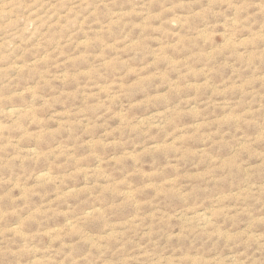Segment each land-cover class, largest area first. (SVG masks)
Returning a JSON list of instances; mask_svg holds the SVG:
<instances>
[{"label": "rangeland", "instance_id": "obj_1", "mask_svg": "<svg viewBox=\"0 0 264 264\" xmlns=\"http://www.w3.org/2000/svg\"><path fill=\"white\" fill-rule=\"evenodd\" d=\"M0 264H264V0H0Z\"/></svg>", "mask_w": 264, "mask_h": 264}, {"label": "bare ground", "instance_id": "obj_2", "mask_svg": "<svg viewBox=\"0 0 264 264\" xmlns=\"http://www.w3.org/2000/svg\"><path fill=\"white\" fill-rule=\"evenodd\" d=\"M105 155V154H104ZM39 175V174H38ZM92 212V211H91Z\"/></svg>", "mask_w": 264, "mask_h": 264}]
</instances>
